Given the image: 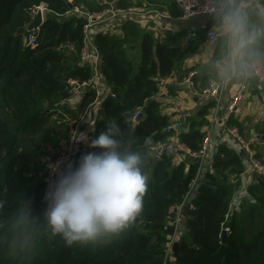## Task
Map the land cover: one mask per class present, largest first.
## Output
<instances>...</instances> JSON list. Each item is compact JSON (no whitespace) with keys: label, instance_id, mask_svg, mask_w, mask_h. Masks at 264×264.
Returning <instances> with one entry per match:
<instances>
[{"label":"trees","instance_id":"obj_1","mask_svg":"<svg viewBox=\"0 0 264 264\" xmlns=\"http://www.w3.org/2000/svg\"><path fill=\"white\" fill-rule=\"evenodd\" d=\"M163 1L0 0V264H264V147H257L254 155L261 167L239 194L246 169L241 154L221 144L199 177V162L185 151L189 161L177 160L180 151L168 146L178 132L180 143L190 153L197 152L211 125L207 110L213 102L200 109L197 119L179 124L178 131L167 130L173 122L155 98L181 55L194 51L191 38L183 48L187 31H168L160 40L132 24L130 33H140L139 57L130 52L126 35L99 23L93 39L99 50L101 96L88 86L73 103L68 80L82 84L92 76V66L80 61L87 14L111 7L116 13L143 11ZM165 1L176 5L175 0ZM259 2L264 7V0ZM41 5L47 18L32 31L36 42L30 44L27 26ZM122 28L128 29L127 22ZM208 28L199 30L202 41ZM198 77H192L194 84ZM208 85L209 81L201 82L200 92ZM169 90L174 93L173 87ZM97 98L100 109L90 139L113 119L127 136L123 121L130 118V146L149 154L148 188L140 215L121 235L104 244L67 246L41 223L46 194L55 184H47V164L57 159L60 140L71 137ZM158 146L162 150L155 149ZM94 151L99 149H87ZM82 155L81 151L70 158L68 167H76ZM68 167L56 173L55 182ZM179 204L180 237L174 224L177 213L171 210ZM173 237L179 242L176 256L167 254Z\"/></svg>","mask_w":264,"mask_h":264},{"label":"clouds","instance_id":"obj_2","mask_svg":"<svg viewBox=\"0 0 264 264\" xmlns=\"http://www.w3.org/2000/svg\"><path fill=\"white\" fill-rule=\"evenodd\" d=\"M211 14L222 38L221 55L213 65L215 78L224 87L264 58V51L254 47L264 28L250 23L238 0H214ZM123 123L128 126L127 136L115 119L106 122L89 145L99 151L82 155L78 165H70L46 194L41 223L67 246L109 242L132 226L143 209L149 154L130 146L134 131L130 118ZM144 143L151 141L146 138Z\"/></svg>","mask_w":264,"mask_h":264},{"label":"crops","instance_id":"obj_3","mask_svg":"<svg viewBox=\"0 0 264 264\" xmlns=\"http://www.w3.org/2000/svg\"><path fill=\"white\" fill-rule=\"evenodd\" d=\"M173 2L174 1H169L166 3L164 0L163 3H159L152 7H146L143 11H134L132 9L127 11L124 15L115 16V20L110 18L113 21H116L112 31L120 36L123 34L126 35L128 37L130 52L139 57L140 33H130V27L132 24H136L139 27L140 32L150 31L160 40L165 39L166 32L168 31L173 33L187 31V41L183 48L186 49L189 47L191 38L195 43L194 51L181 55L173 74L163 79L160 91L155 98L161 103L162 113L169 116L173 123H178V127L179 124H188L190 121L197 119L200 109L213 102V106L208 107L207 118L212 122L216 110L219 112V117L217 122L213 124L210 145L219 147L221 144H225L230 149L241 154L245 166H247L249 158L255 155L257 147H264V82H258L254 79L251 73L252 70L250 69L242 74V78H237L226 86L220 88L221 98L219 102H216L211 96L205 95L203 91L200 92L201 82L209 81V84L211 81L217 82L213 65L221 55L222 38L218 36L214 41L208 38L209 30H215V20L213 16L205 17L204 15H196L184 18L182 8L176 0V5H172ZM238 6L247 13L251 24L264 28L262 24L264 7L259 0H238ZM111 11H115V8H108L101 13V25H103V17ZM113 21H110V23ZM125 22L128 24L127 30H124L123 28L121 29V25ZM207 26H209V28L206 32V39L202 41V35L199 33V30L206 28ZM131 39L133 42L130 43ZM254 47L264 51V36L259 38ZM262 59L264 58H261L260 61H262ZM192 71H196V74L199 76V81L192 85L184 83L183 80ZM182 76L184 77L181 80L180 77ZM242 84L246 85V91L237 106V110L230 112L229 105L232 97ZM170 87H173L174 93L170 92ZM94 108L100 109V101L91 106L88 111L89 113L87 112L84 114L83 116L85 117L83 119L81 117L76 123V125H78V131L81 126H87L89 128L92 126V124L88 126L91 122V118L89 117L88 120L87 117L90 115V111ZM226 116L231 119L230 126L237 127L244 140L249 142L247 147H243L240 142L236 141L226 133L224 121V117ZM256 135L259 136L258 139L256 138ZM90 136L91 130L87 133V141L82 142L78 137L77 142L79 146L81 147L80 143L84 145L88 142L90 144ZM177 136L178 133L170 138V142L168 143L169 147L174 149L177 148L176 145L180 142ZM87 149L88 147L86 148L83 146V153L84 151L87 152ZM155 149L162 150V146H158ZM178 150L180 152L177 160L187 156L183 150ZM253 174L254 171H245L242 174V184L240 189L244 191L241 194L245 192L246 187L254 180ZM228 179L232 180V176H228Z\"/></svg>","mask_w":264,"mask_h":264},{"label":"built area","instance_id":"obj_4","mask_svg":"<svg viewBox=\"0 0 264 264\" xmlns=\"http://www.w3.org/2000/svg\"><path fill=\"white\" fill-rule=\"evenodd\" d=\"M176 2L182 8L184 18H189V17L196 16V15H204L205 17H212L213 16L211 13H212L213 7H214V0H176ZM39 9L42 10L43 15H44V11H45L44 5H41L39 7ZM75 10L77 12L80 11L78 8H76ZM125 13L126 12L116 13L115 16L124 15ZM87 16L89 17V21L84 26V46L81 49L80 61L84 65L92 66V76L90 77L88 82H85L82 84L77 83L73 79L68 80V84L72 87L71 91H72V95L75 99V100H73L74 104L76 103V100H78L77 95L80 94V91H84V89L88 86L95 87V89L98 93V97L101 96V73H100V68H99V63H100L99 50L97 49V46H96L94 39H93V30H94L95 26L101 22V16L89 15V14H87ZM32 31H35V30H32ZM32 31H29V34L27 35L26 40L30 44H35L36 35ZM217 37H218V34L216 33L215 30H209L208 38L210 40L214 41ZM250 69L253 72L252 75H253L254 79H256L258 82H264V62H262V61L254 62L250 65ZM195 74H196V71L190 72L188 74V76L183 80V82L189 83L192 85L193 84L192 77ZM220 88H221L220 85L216 81H211L210 84L208 85V87L203 90V93L205 95L211 96L216 102H219L220 98H221ZM245 91H246V85L245 84L240 85V87L236 90L235 94L232 97L231 103L229 105L230 112L237 110V106L240 103V101L242 100ZM98 101L99 100L97 98V101L94 104H96ZM70 102H72V101H70ZM138 114L139 113H137V115ZM218 117H219V112H218V110H216V113L212 118L211 125L208 128V130H209L208 135L205 137L204 142L202 144V147L200 148L199 151L190 153L183 143H179L176 145V147L178 149L183 150V151L189 153L192 157L196 158V160L199 162V165H200L199 170L202 168L201 165L208 156V151L210 148V136H211L213 124L215 122H217ZM227 120H228V116L224 117L226 133L228 135H230L236 141L240 142L243 147H247V145H249V142L244 140V138L241 136L237 127L227 126L226 125ZM171 129H175L178 131V129H179L178 123H173V124L169 125L167 130H171ZM77 132H78V125L75 126L74 131L72 132V135L69 138L70 139L69 151L67 152L66 151L67 149H66L65 150L66 152H63L62 154H60L55 161L49 162L47 164L48 174L46 177V181H47L48 185H53V183H55L56 173L60 169L59 165L60 164L62 165L63 162L65 163V161L68 160L67 157L71 158L74 155L80 153L81 151L83 153L82 147L80 148L78 146V148H75V146L73 145L74 143L78 144L77 137H75L77 135ZM258 137L259 136L256 135L257 139H258ZM86 153L87 152H85L83 154H86ZM259 167H261L259 161L254 156H251L249 158V161H248V164L246 166L245 171H247V172L254 171L255 169H257ZM192 187L193 186L191 185V188ZM182 208H183V204H179V205H175L171 209L172 212L177 213V217L174 221L175 225H177L180 221L179 212L182 211ZM175 242L176 241H175L174 237L168 242L167 254L173 253V244Z\"/></svg>","mask_w":264,"mask_h":264},{"label":"rangeland","instance_id":"obj_5","mask_svg":"<svg viewBox=\"0 0 264 264\" xmlns=\"http://www.w3.org/2000/svg\"><path fill=\"white\" fill-rule=\"evenodd\" d=\"M44 14H46V12L44 11ZM115 14H116V12L115 11H111V12H109L108 14H106L104 17H103V25L107 28V29H110V30H112L113 29V26L115 25V23H116V21H113V20H115L114 19V17H115ZM99 16H101V13H99L98 14ZM110 18H112V19H110ZM110 21H113L112 23H110ZM112 26V27H111ZM131 42H133V40L131 39V41H130V43ZM132 53V52H131ZM133 54V53H132ZM134 55V54H133ZM262 62H264V59H262ZM98 111H99V109L98 108H94L92 111H90V115L87 117V119L89 120V117L91 118V122L88 124V126L90 125V124H92V126L89 128V127H87V126H81V127H79V131L77 132V135L75 136V137H77V139H78V137H79V139H81V141L83 142V141H87V133L91 130L92 131V128H93V121L98 117V115H97V113H98ZM89 113V112H88ZM85 116H82V119L84 118ZM86 119V118H85ZM84 119V120H85ZM179 130V129H178ZM72 131H74V128H73V130ZM178 133V132H177ZM247 141V140H246ZM180 143V142H179ZM179 143H177V144H179ZM59 144H60V146H59V152H60V154H62L63 152H68L69 151V145H70V139L69 138H66V139H61L60 140V142H59ZM81 144V147L83 148V146H85L86 148L87 147H89V143L88 142H86V144H82V143H80ZM74 146H75V148H78V146H79V144H76V143H74L73 144ZM80 147V146H79ZM80 147V148H81ZM214 147V148H213ZM216 146L215 145H210V148H209V151H208V156H207V158L205 159V161L202 163V169H203V171H202V173H200V176L199 177H201L202 176V174L204 173V171L207 169V167L208 166H210L211 165V159L213 158V154L215 153V151H216V148H215ZM258 147H262V146H258ZM49 148V147H48ZM67 149V150H66ZM46 150V149H45ZM66 150V151H65ZM47 151V150H46ZM84 153H85V151H84ZM59 154V155H60ZM66 154V153H65ZM87 154V153H86ZM67 159H69V157H67ZM185 159L187 160V161H189V159L185 156ZM196 159V158H195ZM70 160V159H69ZM69 160H67V161H65V163L63 162L62 163V165L60 164L59 165V170H58V174H59V172H61V171H63V169H65V168H67L68 167V165H69V163H70V161ZM195 182H196V180H195ZM195 182L193 181L192 182V186H194V184H195ZM244 190H242L241 189V191H240V193L239 194H241L242 192H243ZM181 222L179 221V223L176 225V227H177V232H178V237H180L181 235H182V233H183V228H182V225L180 224ZM175 241H177L176 239H175Z\"/></svg>","mask_w":264,"mask_h":264},{"label":"water","instance_id":"obj_6","mask_svg":"<svg viewBox=\"0 0 264 264\" xmlns=\"http://www.w3.org/2000/svg\"><path fill=\"white\" fill-rule=\"evenodd\" d=\"M46 18H47V15L46 14L43 15L42 10L38 9L37 11H35L33 13V20L27 26V30L28 31H32V30L39 29V27L45 21ZM251 73H253V72H251ZM178 251H179V242L176 241L173 244V254H174V256H176L178 254Z\"/></svg>","mask_w":264,"mask_h":264}]
</instances>
